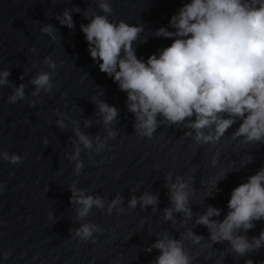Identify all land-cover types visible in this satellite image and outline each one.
<instances>
[{
  "label": "water",
  "instance_id": "obj_1",
  "mask_svg": "<svg viewBox=\"0 0 264 264\" xmlns=\"http://www.w3.org/2000/svg\"><path fill=\"white\" fill-rule=\"evenodd\" d=\"M182 2L109 0L113 9L109 19L143 24L144 42L138 41L134 47L137 56L146 60L172 43V39L152 33L168 26ZM73 7H79L80 12H72L75 27L70 29L61 25L56 16ZM86 10L101 12L96 0H0V69L10 70L8 79L13 85H26L25 98L16 103L7 102L12 87H0V152L23 157L18 164L0 158V264H151L159 250L147 248L157 234L168 232L179 238L189 228L205 237L198 245L185 240V248L194 257L193 264H245L249 258L261 264L264 248L237 258L227 242L208 247L209 231L195 221L209 205L221 210L220 217L213 219H223L232 189L264 167V143L232 140L231 133L237 125L214 146L197 145L185 136L188 129L179 124L161 123L151 139L136 134L126 93L100 71L89 54L80 27L88 23L83 17ZM44 24L57 29L55 41L41 32ZM45 57L57 63L52 77L54 88L51 93L41 91L32 96L31 78L41 71H53L43 62ZM97 97L118 109L110 126L117 136L108 139L100 152L83 150L80 158L84 168L76 175L74 162L68 159L76 139L72 121L79 122V128L93 138L94 145L95 137L103 140L109 130L96 114L93 101ZM29 101L36 104L30 105ZM56 110L67 113V127L63 130L56 124L63 118L56 115ZM86 120L91 121L88 127ZM45 139L49 141L47 145ZM248 154L254 159L241 166ZM169 172L171 182L178 175L185 180L192 177L193 217L186 223H182L186 219L182 213H174L175 223L162 218L163 210L171 206L166 181ZM226 172V178L218 183L219 191H213L215 177ZM73 184L104 197L105 209L93 207L86 221H77V206L70 200ZM211 191L213 194L208 195ZM144 192L158 196L155 211L152 206L142 209L138 205L124 213L115 209L111 214L107 212L108 202L117 193L123 197L121 206L127 209L131 196L139 197ZM82 222H93L104 229L103 233H94L95 243L71 237L72 230ZM261 230L264 220L256 221L247 235L258 236Z\"/></svg>",
  "mask_w": 264,
  "mask_h": 264
},
{
  "label": "clouds",
  "instance_id": "obj_2",
  "mask_svg": "<svg viewBox=\"0 0 264 264\" xmlns=\"http://www.w3.org/2000/svg\"><path fill=\"white\" fill-rule=\"evenodd\" d=\"M96 2L101 12L84 11L83 17L88 23H82L80 27L93 61L126 93L127 109L135 117L136 134L151 139L161 123L168 126L179 124L188 129L185 136L191 137L197 145L214 146L233 125H237L231 133L232 140L239 139L244 144L264 143V0H183L168 26L152 33L155 37L172 39V43L146 60L137 56L134 47L141 41L143 24L111 20L113 9L109 0ZM72 12H80V8H65L56 19L61 25L74 28ZM40 30L53 41L57 39V29L52 24H44ZM43 62L53 71H41L31 78L32 96H38L41 91L51 93L54 88L52 77L57 63L51 57H45ZM10 74L8 68L0 69V87L11 86L7 102L16 103L25 98L26 85H13L8 79ZM93 103L96 114L109 130L103 140L96 136L94 145L93 138L79 128V122L72 121L76 139L68 159L74 162L76 175L84 168L80 158L83 150L100 152L108 139L117 136L110 126L118 116V109L99 97ZM29 104L35 105L36 101H29ZM56 115L63 117L57 119V126L65 129L67 113L56 110ZM90 125L91 121L86 120L85 126ZM48 143L45 139L44 144ZM0 158L12 164L23 161L22 156L8 151L0 152ZM217 158L218 154L212 160L213 166ZM253 159L248 154L241 166ZM226 175L227 172L215 177L213 191H219L218 183ZM166 181L171 206L163 210L162 218L175 223L174 213H182L186 218L182 223H186L193 217L190 206L194 192L192 177L185 180L178 175L175 182H171L172 173L169 172ZM70 190V200L77 206V221H86L93 207L105 209L104 197L90 194L75 184ZM158 203L157 195L144 192L139 197L132 195L125 209L121 206L123 197L117 193L108 202L107 212L111 214L115 209L124 213L138 205L142 209L152 206L155 211ZM220 215V209L209 205L196 217V224L209 231L208 247L227 242L237 258L264 248V230L258 236L249 238L247 235L256 221L264 220V167L232 189L226 215L223 219H213ZM103 231L93 222H82L72 230L71 237L95 243L94 233ZM157 235L158 238L147 248V251L159 250L151 264H193L194 257L185 248V240L198 245L205 238L190 228L179 238L168 232ZM245 264L254 262L249 258Z\"/></svg>",
  "mask_w": 264,
  "mask_h": 264
}]
</instances>
